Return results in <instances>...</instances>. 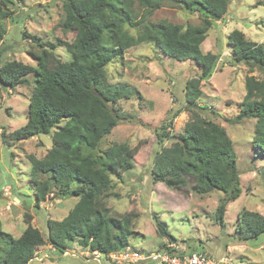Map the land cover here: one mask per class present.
<instances>
[{"label":"trees","instance_id":"16d2710c","mask_svg":"<svg viewBox=\"0 0 264 264\" xmlns=\"http://www.w3.org/2000/svg\"><path fill=\"white\" fill-rule=\"evenodd\" d=\"M230 1L62 0L64 14L60 25L75 30L71 42H62L70 54L66 61L53 53L54 43L38 41L37 36L22 32L37 41L38 50H29L36 64L3 62L0 83L15 87L28 83L27 75L32 74L33 86L25 123L7 135L1 131V140L7 143L50 134L51 146L42 157L26 155V176L35 205L50 192L61 198L76 196V200L61 219H47V239L30 223L32 215L28 211L23 212L27 225L19 236L0 227V264H28L46 241L61 253L72 242L106 253L129 246L133 213L113 216L103 198L113 186L110 175L121 177L134 166V161L127 143L114 142L103 150L99 143L120 119L111 104L139 94L134 86L108 82L106 65L122 57L127 48L141 43H150L176 60L192 59L199 67V74L185 81L184 107L192 115L183 131L174 135L169 131L158 133V140H174L155 153L153 180L163 181L168 187H182L190 182V188L197 193L220 191L222 199L215 220L223 225L228 202L241 193L235 151L224 127L201 116L199 111L208 106L199 104L197 98L201 95L200 81L210 76L216 60L214 53H203L200 45L211 24L227 13ZM12 5L13 0H0V19L12 13ZM163 5L199 12L202 22L183 26L166 20L149 21L153 11ZM127 26L136 29L137 34H130ZM227 43L235 61L250 71L264 72V41L246 39L242 31L232 29ZM244 88L239 111L226 121L254 118L252 144L264 154V77L246 75ZM156 224L160 236L174 239L162 222L156 220ZM236 234L244 240L257 239L264 234V215L242 209L237 216ZM164 247L167 244L159 249Z\"/></svg>","mask_w":264,"mask_h":264},{"label":"rangeland","instance_id":"374dc122","mask_svg":"<svg viewBox=\"0 0 264 264\" xmlns=\"http://www.w3.org/2000/svg\"><path fill=\"white\" fill-rule=\"evenodd\" d=\"M63 14L62 0H13L12 13L0 19V65L8 60L36 64L29 50H38L37 41L22 32L37 36L38 41L54 43L53 53L62 61L69 60L70 54L62 42H71L75 30L60 25ZM202 17L196 11L163 5L148 20H166L185 26L200 24ZM126 29L132 35L137 34L130 26ZM232 29L242 31L246 39L263 42L264 0H231L227 13L211 24L200 45L203 53H214L216 60L210 76L199 85L201 95L197 102L208 108L197 111L224 127L233 143L241 184L240 195L225 208L222 226L215 220V211L222 199L220 191L197 193L190 188V182L182 187H168L163 181L153 180L151 173L155 153L174 140H158V133L182 132L192 115L184 107V86L188 78L199 74L198 65L192 59L168 57L150 43L131 46L122 57L106 65L108 82L134 86L139 94L111 104L120 119L101 139L99 148L106 149L114 142L127 143L134 166L119 178L110 175L113 186L103 200L113 216L133 213L129 246L142 255L173 242L181 251L193 250L221 258L222 264H264V234L250 240L238 238L236 234L237 216L242 209L264 215V154L252 144L255 119L226 121L239 111L245 93V76L252 74L262 79L264 72L250 71L242 62L234 60L227 43ZM27 78L28 83L15 87L0 83V132L4 131L5 135L26 121L32 74ZM8 141L3 143L0 136V227L14 237L19 236L27 225L23 212L28 211L32 215L30 223L47 239V219H61L75 203L76 196L61 198L50 192L35 205L26 176V155L42 157L51 146L50 134ZM156 220L162 222L174 239L158 234ZM87 251V247L72 242L64 250L66 253H61L46 241L36 249L28 264H114L108 255L94 257ZM133 264L151 263L141 260Z\"/></svg>","mask_w":264,"mask_h":264},{"label":"built area","instance_id":"2783aa9c","mask_svg":"<svg viewBox=\"0 0 264 264\" xmlns=\"http://www.w3.org/2000/svg\"><path fill=\"white\" fill-rule=\"evenodd\" d=\"M87 252L94 257L108 255L114 264H133L141 260H148L151 264H222L223 261L221 258L215 259L204 252L181 251L173 242L168 243L167 248L164 247L146 255L140 254L130 246L108 253L99 250H89Z\"/></svg>","mask_w":264,"mask_h":264}]
</instances>
